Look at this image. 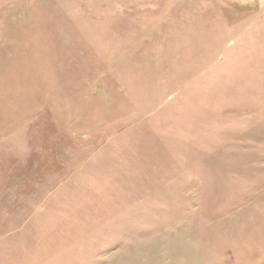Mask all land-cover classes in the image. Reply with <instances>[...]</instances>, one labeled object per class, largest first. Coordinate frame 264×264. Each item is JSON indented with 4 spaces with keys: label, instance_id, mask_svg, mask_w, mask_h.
Wrapping results in <instances>:
<instances>
[{
    "label": "rangeland",
    "instance_id": "1",
    "mask_svg": "<svg viewBox=\"0 0 264 264\" xmlns=\"http://www.w3.org/2000/svg\"><path fill=\"white\" fill-rule=\"evenodd\" d=\"M0 264H264V0H0Z\"/></svg>",
    "mask_w": 264,
    "mask_h": 264
}]
</instances>
